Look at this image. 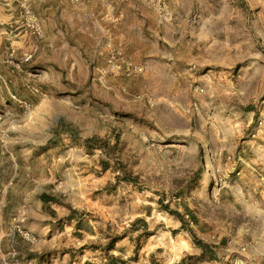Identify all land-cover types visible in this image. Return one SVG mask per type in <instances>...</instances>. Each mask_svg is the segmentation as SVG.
I'll list each match as a JSON object with an SVG mask.
<instances>
[{
  "label": "rangeland",
  "instance_id": "obj_1",
  "mask_svg": "<svg viewBox=\"0 0 264 264\" xmlns=\"http://www.w3.org/2000/svg\"><path fill=\"white\" fill-rule=\"evenodd\" d=\"M13 1L0 33L12 263L128 236L124 264H264V0Z\"/></svg>",
  "mask_w": 264,
  "mask_h": 264
},
{
  "label": "crops",
  "instance_id": "obj_2",
  "mask_svg": "<svg viewBox=\"0 0 264 264\" xmlns=\"http://www.w3.org/2000/svg\"><path fill=\"white\" fill-rule=\"evenodd\" d=\"M14 3L15 1L13 0H8L7 2L0 1V33H7L5 29L6 26L3 25L11 24V22L14 21L15 17L12 12ZM9 31L12 33L13 29ZM257 66H261L262 68H264V63ZM255 106L256 105L254 106L249 105L247 106V108L250 107L254 108ZM238 167L239 165H237V168ZM10 179H13V177H11ZM9 180H7V178L5 179L0 178L1 198H5L7 196L8 191H12L14 189L13 182L10 181L12 182L10 184ZM33 192L34 191L30 189L27 190L26 193L27 197L33 195ZM39 197L42 199L45 198L46 196L44 195V193H39ZM40 201L42 206L44 202H42V200ZM57 206L59 205L58 204L56 205V203L51 205V207L56 211L58 218L66 217L64 221L75 220L74 216L69 214L70 211L68 208L61 205V207H59L60 209H58ZM19 209H20L19 212H21L22 215H26L25 217L23 216L22 219L27 218L28 220L30 213L33 212V210H31L29 206H24ZM39 212L41 213L43 212L42 207L39 208ZM10 215H12L11 211H7V209L4 208L3 206L0 207V264H13L12 263L13 259L7 256V251L9 250L10 247L14 246L17 248L19 246V243L17 242L16 239L17 237L14 235L13 218ZM28 223L31 224L29 220ZM21 225L24 226L23 224ZM45 225L46 224L44 223V227ZM35 227L37 226L30 227V229ZM67 227L69 228L68 224L65 226V228ZM72 239L78 241L77 238H72ZM130 249H131V244L128 240V236H122L120 238H117L113 242L111 247L107 249L98 250V249H92L90 247H85V248H80L79 251L69 250L68 252H60L59 254H56L54 256H52L51 254L49 256V259L41 260L40 257L43 256H41L42 254L40 252H42V250H40V246L39 247L34 246L33 248L29 249V250H33V253H28L25 251L22 252L23 254L19 259L18 264H124L123 260L128 256L129 251H131ZM213 264H218V261H214Z\"/></svg>",
  "mask_w": 264,
  "mask_h": 264
},
{
  "label": "built area",
  "instance_id": "obj_3",
  "mask_svg": "<svg viewBox=\"0 0 264 264\" xmlns=\"http://www.w3.org/2000/svg\"><path fill=\"white\" fill-rule=\"evenodd\" d=\"M15 254H16V252L13 253V255H15Z\"/></svg>",
  "mask_w": 264,
  "mask_h": 264
},
{
  "label": "trees",
  "instance_id": "obj_4",
  "mask_svg": "<svg viewBox=\"0 0 264 264\" xmlns=\"http://www.w3.org/2000/svg\"><path fill=\"white\" fill-rule=\"evenodd\" d=\"M178 216H180L178 213H176ZM181 218V217H180Z\"/></svg>",
  "mask_w": 264,
  "mask_h": 264
}]
</instances>
